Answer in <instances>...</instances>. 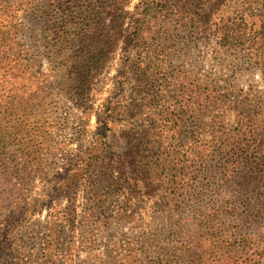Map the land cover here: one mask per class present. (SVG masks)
<instances>
[{
  "label": "rangeland",
  "instance_id": "rangeland-1",
  "mask_svg": "<svg viewBox=\"0 0 264 264\" xmlns=\"http://www.w3.org/2000/svg\"><path fill=\"white\" fill-rule=\"evenodd\" d=\"M139 1L130 0L125 10L132 11ZM30 3L0 0V50L14 65L7 75L0 70V131L7 121L13 126L8 153L17 162L23 160L19 144L29 146L28 160L21 167L25 178L0 181L5 191L0 226L6 228L0 231V264H17L16 259L32 264L42 258V253L29 256L38 251L35 235L49 217H58L64 232L57 240L61 251L52 250L55 264H132L144 250L149 254L159 239L170 248L178 245L181 230L174 218L179 213L186 218L192 202L223 201L240 209L237 177L224 182L218 170L220 158L211 154L208 163L205 157L200 160L199 144L194 160L190 154L192 139L201 142L207 136L202 131L193 134V127L210 118L175 93L183 89L186 97L193 85L205 88V81L215 80L245 92L258 91L264 98V69L244 47L221 49L211 32L203 34L192 27L187 35L174 31V40L160 44L171 53L167 67L142 88L149 97L144 94L134 105L130 94L135 78L132 73L121 78L117 68L128 55L129 61H147L160 42L143 41L134 47L120 41L113 54L93 49L87 55L108 60L107 70L91 83L88 95L77 98L71 89L74 76L66 67L84 58L81 50L94 48L95 41H79L76 28L49 20L29 8ZM247 21L248 28L260 27L250 17ZM96 42L98 47L104 45ZM147 47L150 50H143ZM119 80L123 90L115 83ZM116 101L121 116L107 117L105 104L115 107ZM181 110L185 116L177 120ZM166 130L168 135L160 134ZM157 134L165 138L162 146L155 142ZM138 153L143 155L140 162ZM9 166L10 162L0 161V171ZM77 172L83 173L79 181L74 180ZM173 178V189L163 185ZM263 190L259 186L251 193L248 212ZM231 226L253 236L264 229V220L252 223L246 216L232 220Z\"/></svg>",
  "mask_w": 264,
  "mask_h": 264
},
{
  "label": "trees",
  "instance_id": "trees-1",
  "mask_svg": "<svg viewBox=\"0 0 264 264\" xmlns=\"http://www.w3.org/2000/svg\"><path fill=\"white\" fill-rule=\"evenodd\" d=\"M129 2L130 0H31L29 8L32 10L45 14L53 22L61 21L69 28H76L79 41H95L94 48L81 50L84 58L72 60L66 67L69 75L74 76L75 84L71 89L77 98L88 95L91 83L100 79L107 70L108 60L101 61L96 54L87 55L93 49L113 54L120 41L134 47L141 46L143 41H159L154 49H143L152 53L147 61H129L128 55L117 68L121 78L130 73L134 76L135 84L131 87L130 96L132 105L138 104L146 93L142 88H145L148 80L167 67L166 57L171 53H166L161 42L174 40L173 32L176 30L187 35L191 27L203 34L211 32L219 41L221 49L244 47L247 54L264 69V0H140L130 12L125 10ZM60 13L63 14L62 17L59 16ZM247 17L253 19L254 23H259L260 27L248 28ZM161 21L163 24L155 28ZM96 41H102L104 45L98 47ZM2 53L0 50V64L4 62V66L0 65V70L4 72L3 75H7L14 65ZM115 83L120 90L124 89V82L119 80ZM204 84L205 88L193 85L194 89L186 97L181 91L183 89L175 93L181 102L210 118L202 126H199L202 124L200 122L193 127V134L202 131L207 136L201 142L192 139L190 154L194 160L199 154L196 150L199 144L203 155L200 160L205 157L208 163L211 154L220 158L218 170L224 182L228 183L237 177L234 186L236 193L242 197L241 207L238 209L231 203H217L215 200L206 203L203 200L192 202L186 207V218L181 217L184 213H179L174 218L181 230V235L176 240L178 245L170 248L161 244L164 241L159 239L149 254L144 250L138 255V260L134 257L132 264H264V229L250 236L239 227L234 229L231 226L232 220H240L246 216L252 223L264 220V190L257 192L255 208L248 212L251 193L258 191L259 186L264 189V98L258 91L245 92L236 86L221 85L215 80L205 81ZM145 97L149 95L145 94ZM109 104L110 102L105 104L107 117L115 113L117 115L114 116H121L118 101L114 103L115 107ZM183 116L185 112L179 111L177 120H181ZM1 128L0 161H8L10 166L0 171V181L6 184L12 179L23 180L25 177L21 167L28 160L29 146L19 144L20 158L23 160L17 162L8 153L13 126L7 121ZM166 131L167 133L160 134L168 135L169 132ZM160 134H157L159 138L155 137L158 146H162L165 140ZM17 150L20 151L19 148ZM3 155L8 159L1 158ZM137 157L139 162L142 161V154L138 153ZM195 173L193 167L190 171L191 183ZM81 176L83 173H75L74 180L79 181L83 178ZM175 184L174 178L166 183L163 181L168 189H173ZM2 186L1 184L0 206L5 203ZM96 197L98 199L97 195ZM181 208L179 210L182 211ZM54 218L49 217L43 222L40 229L42 231L35 235V240L38 241L35 251H38H33L29 257L42 253V258L38 256L31 261L32 264H55L52 250L61 251L57 240L64 232L58 217ZM1 230L6 228L0 226ZM15 261L20 264L21 259Z\"/></svg>",
  "mask_w": 264,
  "mask_h": 264
}]
</instances>
